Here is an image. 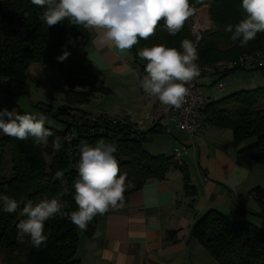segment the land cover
<instances>
[{
  "label": "trees",
  "instance_id": "1",
  "mask_svg": "<svg viewBox=\"0 0 264 264\" xmlns=\"http://www.w3.org/2000/svg\"><path fill=\"white\" fill-rule=\"evenodd\" d=\"M191 4L194 7L201 5L197 0H191ZM209 4L216 30L209 32L197 48L200 68L222 57L232 58L253 50L264 52V32L241 46L240 41H233L232 33L226 31L228 25H232L234 31L235 25L246 18L242 0H210ZM44 10L31 0H0V81L21 80L27 67L37 63L59 65L63 68L65 84L61 89L62 105L56 112L52 113L48 107L41 110L63 124L61 130L45 125L53 133L47 145L38 144L33 138L18 140L0 132V170L8 157L12 165L9 176L0 177V197L9 196L20 205L10 214L2 211L0 203V264H81L77 257L81 236L89 238L94 234L98 215L86 231L60 215L48 220L45 223L48 240L46 246L39 249L28 237L23 243L17 240V225L26 219L19 213L27 201L35 204L55 198L65 205L63 211L77 210L74 183L79 179L77 146L81 141L92 146L100 141L116 146L114 155L129 184L125 195L139 190L149 179L163 180L170 170L182 175L185 196L192 198L196 194L185 162L174 155L153 156L141 148L142 142L163 132L162 127L154 125L140 131L129 121L114 124L112 120L102 119L104 122L93 123L94 128L100 127L99 131H89L92 126L86 116L90 112L83 108L93 95L110 93L101 83L92 82V63L86 54L77 52L89 41V31L67 20L48 27L39 19ZM185 38L190 39L185 25L172 36L161 20L155 35L147 40L140 39L129 51L131 65L139 72H145L146 61L140 59V49L163 44L182 51L181 41ZM224 45L228 48L223 49ZM65 51L70 54L64 61H59L57 57ZM236 70L239 69L214 75L222 78ZM254 71H264V67ZM87 78L90 81L87 82ZM3 109L0 97V110ZM18 113L26 114L20 110ZM202 113L206 125L231 131L234 141L253 140L250 145L241 147L238 154L264 168V87L238 91L219 100L209 99ZM71 134L72 139L67 140ZM56 138L62 141L59 151L52 147ZM58 172L62 173L60 178ZM249 193L258 206V211L251 214L264 220V187H254ZM189 234L218 264H264V229L250 222L231 221L211 209L192 224Z\"/></svg>",
  "mask_w": 264,
  "mask_h": 264
},
{
  "label": "crops",
  "instance_id": "2",
  "mask_svg": "<svg viewBox=\"0 0 264 264\" xmlns=\"http://www.w3.org/2000/svg\"><path fill=\"white\" fill-rule=\"evenodd\" d=\"M88 31L90 39L82 49L92 63L95 84L101 83L112 93L123 86L124 95L134 103L128 102L120 115L103 109L83 110L129 121L140 131L154 126L148 121L150 104L138 96L139 71L127 62L129 51L121 53L102 43L100 33ZM170 124L174 125H156L167 133ZM178 138L183 155L177 159L188 167L195 196H185L182 176L176 170L168 171L163 180H147L139 190L125 195L121 210L98 215L91 237L81 236L77 252L81 264H218L190 237L192 224L211 209L234 221L256 218L251 213L258 206L249 192L262 187L264 168L238 154L241 147L231 131L206 125L194 133L179 130ZM239 167L247 170L246 176H241Z\"/></svg>",
  "mask_w": 264,
  "mask_h": 264
},
{
  "label": "clouds",
  "instance_id": "3",
  "mask_svg": "<svg viewBox=\"0 0 264 264\" xmlns=\"http://www.w3.org/2000/svg\"><path fill=\"white\" fill-rule=\"evenodd\" d=\"M32 4L45 10L39 19L48 27L65 20L70 24L92 29L101 34V42L114 46L119 52L126 53L137 45L140 39L147 40L155 35L161 20L164 28L175 36L192 17L197 9L191 0H31ZM204 4V0H197ZM246 18L226 31L231 32L233 41H240L241 46L256 39L264 32V0H242ZM71 38L69 43H71ZM182 51L163 44L143 47L138 55L146 61V75L139 84L150 97H156L166 106L180 109L190 94V85L201 75L197 63L199 53L193 41L185 38L181 41ZM70 53L65 51L57 59L64 61ZM46 119L42 114H19L7 109L0 110V132L18 140L33 138L38 144H48L53 135L45 127ZM62 141H52L54 151H59ZM79 153V179L74 183L75 204L77 210L63 211L65 205L53 198L33 204L27 201L20 215L26 217L17 225V240L25 237L37 249L46 246L48 236L45 223L57 215L68 218L81 231H86L89 223L97 215L109 211H119L125 204V192L129 186L126 174H121L120 165L114 153V144L98 142L95 146L81 141L77 146ZM241 176H246L245 168L238 169ZM62 173L58 172L60 178ZM2 211L15 213L19 203L9 196L0 197Z\"/></svg>",
  "mask_w": 264,
  "mask_h": 264
},
{
  "label": "rangeland",
  "instance_id": "4",
  "mask_svg": "<svg viewBox=\"0 0 264 264\" xmlns=\"http://www.w3.org/2000/svg\"><path fill=\"white\" fill-rule=\"evenodd\" d=\"M210 0H205L204 4H201L198 7L196 13L190 17L185 22V27L189 32L190 39H192V33L194 26L198 23V26H202L200 42L203 41L206 35L209 32H215L216 26L211 19L210 12ZM203 7H206L207 10V19L202 22L199 20L198 14L201 13ZM196 46L197 48L199 47ZM228 46L224 45L223 49H227ZM78 53H83L82 48H78ZM261 54L264 56V52L261 50H253L250 52H242V54L232 57V58H219L211 64H206L204 66L210 65H225L230 67L229 71H232L238 67V61L250 55ZM247 55V56H246ZM128 63H132L131 60L127 59ZM235 67V68H234ZM63 68H60L59 65L51 64H37L33 63L29 65L25 71L24 77L21 80H10V81H0V97H1V106L4 109L9 111L18 110L26 114H42L46 119V126L53 127L57 130L63 128L58 120L52 117L51 114L42 112V108H50L52 113H55L57 108L62 105L63 95L61 89L65 88L64 84V75L62 72ZM228 71V70H227ZM130 81L136 80V77H130ZM90 81V79H86ZM94 82V79L92 80ZM95 83V82H94ZM218 83H222L223 90L222 92H217L216 88ZM201 91L209 96L210 100H219L225 98L235 92L242 90H250L257 87H264V71H245V70H236L233 73H230L224 77H219L217 75L211 74L200 78ZM86 89L89 90V87ZM125 89L122 86V89L117 88L115 93H110L106 96L102 95H93L86 106L89 109H103L115 115H120L122 109L128 106V102L134 103V100H130L125 96ZM123 96V98L121 97ZM139 103V101H136ZM170 122V121H167ZM225 130V129H219ZM230 132L229 130H226ZM197 132V131H196ZM179 130L175 129L174 125L170 124L169 131L155 133L150 141H144L141 143V148L148 154L157 156V155H173L175 148H179ZM237 142V141H235ZM253 140H243L238 142V147H246L250 145ZM11 158H7L5 165L0 170V177L9 176L11 172ZM182 176V175H181ZM262 182L264 179L261 180ZM183 186V185H182ZM264 187V182L262 184ZM254 218V217H253ZM229 219L234 221V218L229 217ZM237 221V220H236ZM244 221V220H243ZM252 221V222H251ZM250 222L254 225L264 229V220L255 218Z\"/></svg>",
  "mask_w": 264,
  "mask_h": 264
},
{
  "label": "built area",
  "instance_id": "5",
  "mask_svg": "<svg viewBox=\"0 0 264 264\" xmlns=\"http://www.w3.org/2000/svg\"><path fill=\"white\" fill-rule=\"evenodd\" d=\"M199 20L202 22L207 19V10L206 7H203L201 13L198 14ZM202 26H198V23L195 24L192 33L193 43L198 46L200 42ZM247 56V55H246ZM231 67V66H230ZM230 67L225 65H210L201 67V75L199 78L194 80L190 85H187L190 89V94L186 98V102L182 105L180 109H174L169 106L163 105L158 98L150 97L144 93L143 89L140 87L139 81L146 75L145 72H139L137 77V89L138 96L147 104H150L151 110L148 114V121L151 125H163L167 121L174 123L176 128L181 131L188 133H194L203 129L206 125L205 118L202 113L205 108L206 103L209 101V96L205 95L201 91L200 78L211 75V74H223L229 71ZM239 70L245 71H254L259 68L264 67V56L261 54H254L247 56L240 61H238ZM235 68V67H234ZM237 68V66H236ZM217 92H222L223 85L218 83ZM87 122L91 124L92 127H89L90 132L99 131L100 127L94 128V122H104V120H112L115 124L116 122H123L122 119L110 115L100 114V113H89L86 116ZM73 134L67 137V140L72 139ZM173 155L176 158H180L183 155V148H176L173 151Z\"/></svg>",
  "mask_w": 264,
  "mask_h": 264
}]
</instances>
